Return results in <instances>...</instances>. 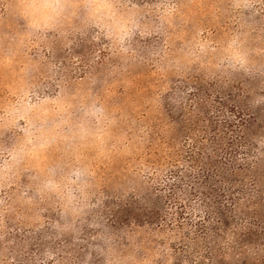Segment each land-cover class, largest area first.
<instances>
[{
    "label": "rangeland",
    "instance_id": "1",
    "mask_svg": "<svg viewBox=\"0 0 264 264\" xmlns=\"http://www.w3.org/2000/svg\"><path fill=\"white\" fill-rule=\"evenodd\" d=\"M0 264H264V0H0Z\"/></svg>",
    "mask_w": 264,
    "mask_h": 264
},
{
    "label": "trees",
    "instance_id": "2",
    "mask_svg": "<svg viewBox=\"0 0 264 264\" xmlns=\"http://www.w3.org/2000/svg\"><path fill=\"white\" fill-rule=\"evenodd\" d=\"M240 124H243V119H240ZM227 125L230 126V125H232V124H231L230 122H228ZM228 143L231 144V143H232V140H231V141H228ZM227 180H228L227 182L229 183V185L232 186V185L234 184L232 181H230V179H227Z\"/></svg>",
    "mask_w": 264,
    "mask_h": 264
}]
</instances>
